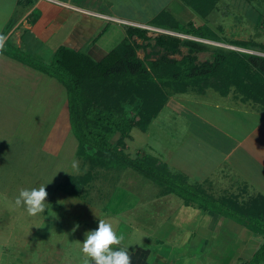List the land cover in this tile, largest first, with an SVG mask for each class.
<instances>
[{
	"label": "rangeland",
	"instance_id": "374dc122",
	"mask_svg": "<svg viewBox=\"0 0 264 264\" xmlns=\"http://www.w3.org/2000/svg\"><path fill=\"white\" fill-rule=\"evenodd\" d=\"M63 1L71 5L76 4L96 9L98 12L110 17L85 12L106 19V23L111 24L113 28L119 29L120 34L123 35L120 40V36L116 35L117 33L111 37L110 41H108V35L104 37L102 40L104 49L112 50L124 39L125 36L121 25H132L133 21L139 23L150 21V17L157 16L163 10H170L182 22L184 20L194 21L197 26L206 24L217 32L220 41L201 40L192 36L182 35L184 39L198 40L206 44L200 48L198 53L200 61L209 59L218 48L239 52L247 50L249 52L246 53L264 57V48L261 47L264 46V0H219L216 8L207 19H202L195 15L194 11L189 6L186 7L180 0ZM57 4L63 6L62 4ZM43 6H48V4L44 1ZM17 13L14 0H8V4H5V0H0V34L5 31L3 35L6 36L9 30L6 26L11 21H15ZM48 16L44 20L45 22L41 23V33L43 31L51 33L54 30L56 33L58 32L50 42V48L57 50L60 46H64L66 44L64 41L67 37L70 38L69 41L73 42L76 40L83 41L89 37L90 26L87 24L83 28H74L75 25L70 24V22L74 21L67 20L68 18L66 19L64 16L67 20L66 24L56 25V17L49 19ZM76 19L78 21L80 19L79 16ZM57 22H60V20H57ZM46 23L53 27L48 26L45 29L44 24ZM135 25L154 31V28L146 25ZM4 26L6 27L5 29L3 28ZM155 30L177 35L165 30ZM43 37L41 36L39 43L43 42ZM242 41L250 42L253 44L252 48L258 51L236 47L235 42ZM8 43L16 47L12 41ZM49 47L46 50H37L30 53L25 52V50L22 51L25 52L26 56H31L35 60L49 62L53 57ZM151 50L152 48L140 50L139 57L147 60L146 55L152 53ZM187 51V48H182L183 54H187ZM176 57L178 59L181 58V56ZM42 90L44 91L42 97L35 100L37 101L36 108L41 114L36 119L42 118V128L40 127L37 134L43 137L44 143V138L49 134L47 126L50 119L54 117L56 110L61 108L59 106L61 103L60 96L64 94L66 89L64 90L63 85L56 78L47 75V79L42 82ZM45 90L48 92L47 96L45 95L47 94ZM57 92L58 96L56 95V99H58L57 103H55L54 94ZM232 92L236 94L234 90ZM218 95L219 93L212 89L208 90L205 96H199L198 93L173 95V99L176 98V101L184 100V108H175L173 103L167 105L159 115V118L150 125L147 132L144 133L139 129H134L131 133L132 137L126 140L125 153L132 158H136L138 154L139 156L151 154L158 157L166 165H168L167 161L165 162V159H162L170 156L173 169H176L178 161L181 160L183 161L181 162L182 166L188 165V168L194 171L196 167L194 166V158L200 155V146L199 142L195 141L197 138L193 134L194 122L192 121L194 120L192 117L196 115L197 118L202 116L208 118L211 108L207 104H211L209 101L220 102ZM177 109L179 110L178 114ZM125 110L128 116L132 117L135 114L136 107L132 104H126ZM215 113L219 114L218 111H215ZM46 116L48 117L46 118ZM28 117L30 121V115ZM224 119L225 115H217L218 121ZM27 123L21 124L22 127L25 128ZM33 128L31 127V130ZM26 132L27 130L23 129L20 135H24ZM118 137L113 139L112 142L114 144L117 142ZM1 138H3L2 143L5 146L0 147V149L5 153L2 154L4 158L2 157L3 160L0 162V227L2 225L1 228H4L0 237H7V234L11 237L9 248L6 249L4 258L1 260L3 263L91 264L90 258L82 251L83 240L87 231L98 227L100 219L110 223L116 234L123 237L121 245L137 248L138 245L142 246V243L146 241L147 235L142 233V227L134 228L129 225L132 220V213L134 214L136 210L134 212L133 210H126L133 205H135L136 209L141 201L138 200V195H125L126 191L124 190L130 188L135 192L133 189L139 188L138 191L147 189L144 198L148 199L154 193V191L150 192V186L158 190L152 181L131 169L109 171L95 169L93 171L94 178L90 185L85 187V191L82 193L83 196L74 198L58 189L59 185L68 176L84 175L89 170V167L84 168V164L78 159L76 155L77 141L72 134L64 136V139L62 134L59 137L55 136L56 140L60 139V143L63 142L60 153H57L58 156L52 155L47 150L46 152L45 148L39 150L38 147H24L21 138L17 139V137H14L12 139L5 135H2ZM189 150H191V153ZM172 168L169 167L170 171L179 173ZM41 185H47L46 208L42 213L30 215L24 206L15 203L16 197L21 189L39 188ZM173 198L177 201L179 200L176 197ZM146 203L143 201L139 210ZM178 214L176 211L170 218L176 219ZM141 236L142 238H140ZM121 245H113L112 247L116 248Z\"/></svg>",
	"mask_w": 264,
	"mask_h": 264
},
{
	"label": "crops",
	"instance_id": "0c3cea01",
	"mask_svg": "<svg viewBox=\"0 0 264 264\" xmlns=\"http://www.w3.org/2000/svg\"><path fill=\"white\" fill-rule=\"evenodd\" d=\"M44 1L48 6H43ZM14 2L18 11L16 19L9 23L10 27L6 36L0 41V147L5 146L1 138L5 135L12 139L21 138L24 147H38L39 150L45 148V151L58 156L63 142L60 143L61 140H56L55 136L59 137L62 134L64 139V136L72 134L67 92L63 86L65 92L60 96L61 108H58L54 117L50 119L47 126L49 134L44 138L43 143V137L37 134L40 127L42 128V118L36 119L41 114L36 108L35 99L42 97L44 92L42 82L47 79V75L4 54L5 43L12 41L17 48L29 53L46 50L55 38L54 35L58 33L55 30L52 31L54 28L51 33L44 31L41 33V23L45 22L47 15L49 19L56 17V25L72 20L74 22L70 24H74V28H83L85 24L90 26L89 37L85 40L73 42L67 37L64 42L65 45L83 51L97 61L111 51L104 49L103 38L108 35V41H110L111 37L117 33L120 40L123 35L120 34L119 29L106 23V19L85 13L87 11L109 17L96 9L71 5L63 0H14ZM5 4H8V0H5ZM64 16L68 19L66 20ZM77 16L80 18L78 21H76ZM154 17H150L151 20ZM150 21L142 23L133 21L132 25L149 26ZM48 26L53 27L50 24H44L45 29ZM121 29L125 36L123 25ZM41 36H44V40L39 43ZM54 50L56 49H49L53 53L52 56ZM45 93L47 96L46 90ZM206 93L199 96H205ZM54 95L55 103H57L58 92ZM218 96L220 102L209 101L211 104H207L211 108L208 118L205 116L197 118L196 115L192 117L193 134L197 138L194 140L198 141L200 146V155L194 158V166H196L194 171L189 169L188 165L182 166L181 160L178 161L176 169H173L170 156L163 157L162 160L165 159L169 167L188 177L189 183L201 186L202 192L209 198L226 204L234 201L247 207L264 198V108L254 102L243 101L233 92L227 96L219 93ZM173 97L169 98L167 105L173 103L175 108H184V100L176 101ZM215 111L225 115V119L218 121L219 114ZM178 112L177 109V114ZM25 123L27 124L24 128L21 124ZM31 127L36 130H31ZM23 129L27 132L20 135ZM189 152L191 153V150ZM4 153L0 149V162L4 158L2 155ZM150 187V192L154 191V193L148 199L144 198L147 189L140 191H138L139 188L133 189L135 192L130 188L124 190L125 195H138V200L141 201L136 209L135 205L126 209L133 212L136 210L134 214L132 213L129 225L134 228L142 227V233L148 238V240L145 238L146 241L142 243V246L129 247L131 264H250L256 252L264 244L262 234L250 231L239 221L214 211L202 210L197 205L188 206L176 195H163L159 187L156 186L158 190L153 186ZM143 201L147 203L139 210ZM176 211L179 213L176 219L170 218ZM1 227L0 235L4 230ZM10 242L9 234L7 237H0V264H9L1 260ZM133 249L136 250L133 251Z\"/></svg>",
	"mask_w": 264,
	"mask_h": 264
},
{
	"label": "trees",
	"instance_id": "16d2710c",
	"mask_svg": "<svg viewBox=\"0 0 264 264\" xmlns=\"http://www.w3.org/2000/svg\"><path fill=\"white\" fill-rule=\"evenodd\" d=\"M183 1L202 19H207L219 2ZM149 27L154 31L124 25V39L98 61L64 45L54 52L49 62H43L5 43L4 54L56 78L66 89L70 126L77 141L76 155L89 170L81 176H68L58 189L71 197H81L92 182L95 169H131L152 181L161 194H173L188 206L197 205L202 210L233 218L264 236V198L247 207L234 201L233 205L220 203L206 196L201 186L189 183L185 175L170 171L158 157L138 154L132 158L124 151L132 131L147 132L173 95H204L212 89L227 96L234 90L243 101L264 108V57L218 48L209 59L200 61L198 53L206 44L184 39L182 35L220 41L217 32L206 24L197 26L194 21L182 22L169 10L155 16ZM3 34L5 31L0 41ZM235 45L258 51L250 42H235ZM148 48H152V53L146 55L147 60L140 58L138 52ZM182 48L188 49L187 54L182 53ZM126 104L136 107L132 117L125 110ZM117 136L114 144L112 141ZM250 264H264V244Z\"/></svg>",
	"mask_w": 264,
	"mask_h": 264
},
{
	"label": "clouds",
	"instance_id": "9594fccd",
	"mask_svg": "<svg viewBox=\"0 0 264 264\" xmlns=\"http://www.w3.org/2000/svg\"><path fill=\"white\" fill-rule=\"evenodd\" d=\"M46 186L21 189L15 203L24 206L30 215L42 213L48 195ZM122 240L110 223L100 219L96 229L85 233L82 251L90 258L91 264H131L129 247L121 245ZM113 245L121 246L113 248Z\"/></svg>",
	"mask_w": 264,
	"mask_h": 264
},
{
	"label": "built area",
	"instance_id": "2783aa9c",
	"mask_svg": "<svg viewBox=\"0 0 264 264\" xmlns=\"http://www.w3.org/2000/svg\"><path fill=\"white\" fill-rule=\"evenodd\" d=\"M241 51H244V52H249V51H247V50H241ZM251 52V51H250Z\"/></svg>",
	"mask_w": 264,
	"mask_h": 264
}]
</instances>
